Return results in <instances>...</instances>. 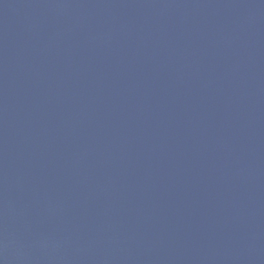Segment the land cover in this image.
Returning a JSON list of instances; mask_svg holds the SVG:
<instances>
[{"label":"water","instance_id":"water-1","mask_svg":"<svg viewBox=\"0 0 264 264\" xmlns=\"http://www.w3.org/2000/svg\"><path fill=\"white\" fill-rule=\"evenodd\" d=\"M0 264H264V0H0Z\"/></svg>","mask_w":264,"mask_h":264}]
</instances>
